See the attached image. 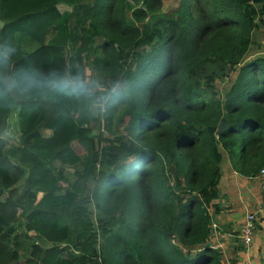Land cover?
I'll use <instances>...</instances> for the list:
<instances>
[{
    "label": "trees",
    "instance_id": "16d2710c",
    "mask_svg": "<svg viewBox=\"0 0 264 264\" xmlns=\"http://www.w3.org/2000/svg\"><path fill=\"white\" fill-rule=\"evenodd\" d=\"M162 2L0 0L9 75L54 69L126 96L96 115L0 99V132L13 113L18 128L14 146L0 134V264H219L203 243L222 154L240 176L264 167V56L246 58L264 0Z\"/></svg>",
    "mask_w": 264,
    "mask_h": 264
},
{
    "label": "crops",
    "instance_id": "0c3cea01",
    "mask_svg": "<svg viewBox=\"0 0 264 264\" xmlns=\"http://www.w3.org/2000/svg\"><path fill=\"white\" fill-rule=\"evenodd\" d=\"M212 204L216 209L208 208L210 224L203 245L217 252L219 264H264L261 179L240 176L231 170L229 164L220 166L217 195ZM247 213H252L254 219L251 242L244 245L239 230Z\"/></svg>",
    "mask_w": 264,
    "mask_h": 264
},
{
    "label": "clouds",
    "instance_id": "9594fccd",
    "mask_svg": "<svg viewBox=\"0 0 264 264\" xmlns=\"http://www.w3.org/2000/svg\"><path fill=\"white\" fill-rule=\"evenodd\" d=\"M3 25L0 24V29ZM17 48L7 39L0 43V99L20 100L37 99L40 102H55L57 97L68 101H87L93 115L107 112L125 101L123 86L116 82L110 89L97 96L102 89L98 82L83 79L79 74L75 76L61 75L54 69H40L39 67H24L16 64L15 74H8V67L12 64Z\"/></svg>",
    "mask_w": 264,
    "mask_h": 264
},
{
    "label": "rangeland",
    "instance_id": "374dc122",
    "mask_svg": "<svg viewBox=\"0 0 264 264\" xmlns=\"http://www.w3.org/2000/svg\"><path fill=\"white\" fill-rule=\"evenodd\" d=\"M178 0H163L161 9L166 10L165 7H171V4L176 5ZM137 6V5H136ZM251 45L249 47L248 52L246 53V58L250 59L255 56H264V27L260 26L257 27L256 30L252 32V38H251ZM86 73H89V70H86ZM233 73L227 76L225 79H220L216 81V89L223 93L225 92L229 85L231 84L233 80ZM4 136V138L7 139V141L11 144V146H14L13 144L16 143L17 135H18V128L16 123V117L15 113L8 115L4 120V127L2 131L0 132ZM48 134V131H43L42 136L46 137ZM70 148L75 152V154L79 156H83L85 154V149L83 146H81L77 141H72L70 143ZM38 150V149H37ZM39 151V150H38ZM41 152L45 153L44 150ZM223 158L220 162V166L224 167V165H228V161L225 158V155L222 154ZM71 165L64 166L63 169L71 172L72 169ZM0 242H2V238H0Z\"/></svg>",
    "mask_w": 264,
    "mask_h": 264
},
{
    "label": "built area",
    "instance_id": "2783aa9c",
    "mask_svg": "<svg viewBox=\"0 0 264 264\" xmlns=\"http://www.w3.org/2000/svg\"><path fill=\"white\" fill-rule=\"evenodd\" d=\"M257 176L261 179V190L264 192V167H262ZM252 213H247L245 215V222L239 230V236L244 245H249L252 239V229H253V218ZM250 264V263H246Z\"/></svg>",
    "mask_w": 264,
    "mask_h": 264
},
{
    "label": "water",
    "instance_id": "95a60500",
    "mask_svg": "<svg viewBox=\"0 0 264 264\" xmlns=\"http://www.w3.org/2000/svg\"><path fill=\"white\" fill-rule=\"evenodd\" d=\"M0 24H2L1 21H0ZM222 125H223V124L221 123V124L218 126V129H217V130H219V129L222 127Z\"/></svg>",
    "mask_w": 264,
    "mask_h": 264
}]
</instances>
